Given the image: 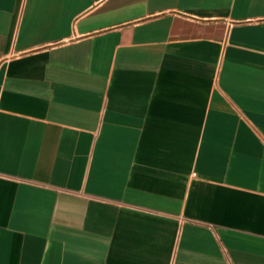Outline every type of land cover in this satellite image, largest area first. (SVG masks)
I'll list each match as a JSON object with an SVG mask.
<instances>
[{"label": "crops", "instance_id": "0c3cea01", "mask_svg": "<svg viewBox=\"0 0 264 264\" xmlns=\"http://www.w3.org/2000/svg\"><path fill=\"white\" fill-rule=\"evenodd\" d=\"M0 264H264V0H0Z\"/></svg>", "mask_w": 264, "mask_h": 264}]
</instances>
